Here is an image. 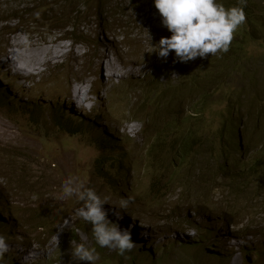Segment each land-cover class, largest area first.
I'll return each instance as SVG.
<instances>
[{
  "label": "rangeland",
  "instance_id": "obj_1",
  "mask_svg": "<svg viewBox=\"0 0 264 264\" xmlns=\"http://www.w3.org/2000/svg\"><path fill=\"white\" fill-rule=\"evenodd\" d=\"M58 2L0 0V206L5 210L0 211V219L11 223L3 229L7 235L14 232L9 243L15 264H81L73 260L71 250L78 244L90 248L95 243L91 226L85 225L86 231L78 226L86 223L75 213L82 205L63 197L61 186L71 178L107 198L108 204L103 206L107 218L134 230L136 246L143 240L155 256L164 255L168 264L192 253H201L206 264H246L240 251L246 241L264 248V192L253 193L250 187L255 186L246 184L244 178H236L232 184L228 177L237 174L244 157L264 151V104L255 105L259 112L255 106L250 110L245 105L239 111L244 93L257 91L258 97L264 93V47L260 46L264 41H254L255 33L254 40L245 38L243 69L224 78L219 86L223 91L211 97L212 111L205 112L198 124V136H202L209 125L212 130H222L228 119L235 122V142L242 149L233 152L234 165L218 155L224 137L208 133L214 140L211 166L223 165L230 170L228 175L215 170L204 174L203 156H199L191 169L179 165L178 175L168 180L161 177L162 163L172 159L171 155L165 157L172 142L171 136H165L176 129L178 116L179 123H188L181 119L190 116V107L197 108L193 104L198 97L185 90L190 85L187 80L181 81L187 76V63L176 61L174 53L165 60L153 52L152 45L171 35L162 26L153 0H111L108 12L100 15L102 23L93 16L96 11H89L88 17L73 20L75 28L64 14L55 16L56 20L50 18L49 6L56 8ZM76 3L72 0L73 6ZM261 7L264 0H253L251 11ZM14 37L22 39L15 46L22 52L21 58L26 47H42L48 56L40 57L39 61H45L36 64L29 75L20 73L25 66L21 58L17 64L22 61V67L12 63L11 69L5 62ZM56 47L58 57L53 53ZM105 53L115 61L116 71L104 66L101 54ZM256 75L258 81L248 79ZM72 85L83 101L80 108L69 106ZM25 103L38 109L37 120H44L38 123L41 127L21 110ZM228 105L236 109L230 113ZM57 113L64 114L63 120L70 119L69 133L50 124L52 116L60 117ZM152 143L159 152L149 153ZM103 145L104 150L99 147ZM103 165L112 173L117 171L110 185L96 177L97 167L102 172ZM155 181L158 193L150 196L148 186ZM121 197L132 198L125 210L117 208ZM260 201L263 210L258 207ZM117 211L119 219L114 214ZM225 213L229 218L237 216L220 231ZM253 231L259 236L248 237ZM196 241L201 244L193 245ZM96 248L104 258H112L113 249L97 244ZM129 253L116 255L112 264L121 259L128 264L132 257H141ZM263 260L248 256L249 264Z\"/></svg>",
  "mask_w": 264,
  "mask_h": 264
},
{
  "label": "trees",
  "instance_id": "obj_2",
  "mask_svg": "<svg viewBox=\"0 0 264 264\" xmlns=\"http://www.w3.org/2000/svg\"><path fill=\"white\" fill-rule=\"evenodd\" d=\"M57 1L59 2L56 3V8H52L49 6L51 10L49 15L50 18L56 20L54 19L55 16H62L64 14L68 19V22H71L72 28H75L77 26V24L74 23L73 20H77L80 17H88L89 11H96L94 15L93 12H91L90 15H93L95 18L100 20V15H102L103 11L107 10V4L111 2V0H77L76 5L73 6L72 0ZM218 2L222 3L225 8H229L235 6L238 0H222ZM252 2L253 0H248L247 2V7L244 9L246 14V23L237 30L236 36L234 37V40L232 41L230 49L227 53L218 56H211V54H208L203 59L196 58L194 60H191L193 62H196L193 65L191 64V61L187 62L185 70H187L188 73L186 78L182 79L181 81L187 80L190 85L185 86V90H190L194 94V96L198 97V103L193 104L197 108L190 107V116L182 117L181 120H185L186 122H188L185 126L179 123V116L178 118H175L177 122V135L175 137L173 136V132L176 129L165 136V138L167 136H171L172 140L170 148L165 154V157L171 155L172 159L169 161H164L162 163V178H165L166 176L168 180L173 179L176 175H178L177 169L179 168V165H186V167H188L187 169H191L196 160V157L199 156H203V162L205 166L204 174L215 170L217 172L221 171L224 177L227 176L228 174H226V172L230 170H227L223 165H219L218 167L211 166V162L213 161L212 149L214 146V140L210 138L208 134L209 132H211L213 136H216V138H218L219 136L224 137L226 142L222 143L221 147L218 149V155L224 161L234 165L235 160L232 158V154L233 152H236V150L240 151L239 145L235 142V138L237 137L235 133H237L238 131L237 128L234 127L235 122L232 119H228V125L223 126L222 130H212L213 126L209 125L207 128V133L203 134L202 136H198V124L204 119L203 115L205 112L209 113L212 111L211 103L213 99L211 97L214 96V92L221 93L223 91V89L219 86L222 82H225L224 78H227L230 73H238L239 70L241 71L243 69V64L245 61H247V57L242 58L243 56L241 55V46H243L245 38L250 37L252 40H254L252 35L255 33L256 37L254 41L262 40V43L264 41V7H261L259 11H251ZM107 12L108 11H106V13ZM260 46L264 47V44H261ZM248 79L258 81V76L256 75L254 77H249ZM254 92H252V94L250 95L248 93H244L246 94V96H241L239 111L244 105L251 110V108L256 104L258 107L261 106L260 104H264V93H262L263 95L261 97H258V94L256 93L257 91ZM25 104H27L26 107L21 108V110L28 115V119L32 121V123L36 122L37 128L41 127L38 123H43L44 120H37L38 116L36 113L38 112V109L34 108L32 103ZM257 106H255V108L258 109L257 111L259 112L260 109ZM233 109L236 108L231 105L227 106L228 112L231 113ZM61 118L62 116H52V120H49L51 121L50 124L57 126L58 129L62 132L69 133L70 130L67 131L68 128L66 126L67 124H69L70 119L66 118L63 120ZM242 124L244 125L243 121ZM228 131L230 134L228 133ZM71 132L73 133V131ZM250 133L253 132H248V134ZM158 142L163 143L165 141L164 139L158 138ZM152 145L153 143L149 145V153H155L156 151L159 152V150H157L154 145ZM150 167L152 171L155 170V166L153 164H151ZM116 172L117 171L112 173L108 167L103 165L102 172L99 170V167H97L96 177H98L105 184L110 185V181L112 178H114V174H116ZM155 172H157V170H155ZM236 173L238 175L233 173L228 177L229 181L232 184L237 181L236 178H244L246 184L255 186L250 187L253 193L264 192V151L259 152L256 157H254L253 155H249L247 158L244 157L242 164L240 165V168ZM148 188V192L150 193L148 195L155 196V193H158V182H151ZM107 190L109 191L108 188ZM118 195L121 196V193ZM161 195H163V193ZM138 199H140L139 195ZM143 199H145V197ZM1 200L2 197H0V201ZM262 202L263 201H260L258 204L260 210H263L261 206ZM0 211H3L1 206ZM223 217H225L223 224H231L233 222L232 220L235 219V217L229 218L226 213L223 214ZM7 222L9 221L7 220ZM195 226L196 228H198V225ZM81 228L84 229L85 227L81 226ZM212 231L210 230L207 232ZM200 234L207 235L208 233L206 234L200 231ZM250 235L253 237H257L258 233L253 231L250 233ZM73 238L74 240L77 239L76 237ZM246 243L248 244L244 245V247H241V252L244 254V261L246 264H249L248 256L251 254H253L255 257L264 259V248H262V246H255L249 241H246ZM199 244H201V242L196 241V243L193 245ZM92 247L96 248V243L93 242L90 248ZM96 250L99 254V259L97 260L98 264H106V262L113 261V258H104L98 248H96ZM142 251L146 254L147 252L151 253L150 249H143ZM198 254L201 253H192L188 257L183 255L185 258L182 256L176 257L178 261L174 264H206L201 261V258L198 256ZM215 255L217 254H213V256ZM149 256L150 258L146 262V264H168L167 259H165L164 255H158L154 257L153 254H150ZM223 258L224 257L219 256L218 259L222 260ZM81 264H88V262L81 261ZM259 264H264V260L259 262Z\"/></svg>",
  "mask_w": 264,
  "mask_h": 264
},
{
  "label": "clouds",
  "instance_id": "obj_3",
  "mask_svg": "<svg viewBox=\"0 0 264 264\" xmlns=\"http://www.w3.org/2000/svg\"><path fill=\"white\" fill-rule=\"evenodd\" d=\"M247 2L248 0H238L235 6L225 8L217 0H153L154 7L161 17L162 26L171 33L169 37H161L157 44L152 45L154 47L153 52L165 60L170 53H174L176 61L182 63H187L196 58L203 59L208 54L218 56L227 53L234 40V34L246 23L244 9L247 7ZM102 22L100 17L97 23ZM149 38L151 39L150 36ZM56 110L60 112V107L58 106ZM59 115L64 116L62 113ZM99 147L103 149L104 145ZM239 147L242 149L241 143H239ZM61 187L65 199H75L82 205L75 210V213L88 224L80 222L78 224L80 229L86 231V228L83 229L81 226H91L95 243L99 247L113 249L110 252L113 259L116 255L123 257L126 253L135 252L141 256L140 259L134 256L128 264H146L150 254L155 257L152 247H146L143 240L138 243L140 245L136 246L134 230H127L119 222L107 218V212L103 207L108 204L107 198L102 199L94 190L86 187L83 182L75 178L67 179ZM131 203V197H121L117 208L125 210ZM3 211L5 212V210ZM114 214L118 219L120 218L119 211ZM7 220L9 221V219H5L3 222L0 219V264H15L9 243L14 232L10 231L7 235L3 229V226L10 227L11 223ZM224 227L225 224L221 223L220 231H224ZM214 229H218V227ZM248 237L253 236L249 234ZM21 246L26 248L23 244ZM143 249H150L151 253L147 252L146 254L142 251ZM71 256L75 261H85L88 264H96L99 259L96 248H89L84 244H78L73 248ZM198 256L202 258L200 254ZM21 261L25 262L24 259ZM106 263L112 264V262ZM119 264H124L122 259Z\"/></svg>",
  "mask_w": 264,
  "mask_h": 264
},
{
  "label": "bare ground",
  "instance_id": "obj_4",
  "mask_svg": "<svg viewBox=\"0 0 264 264\" xmlns=\"http://www.w3.org/2000/svg\"><path fill=\"white\" fill-rule=\"evenodd\" d=\"M18 37V36H17ZM17 37H14V39L13 40H11L10 42H11V50L9 51H7V53L5 54V62L7 63L8 62V65H9V68H11L12 69V63H18V62H20V61H18L19 60V58H21L22 57V52H18L17 51V49L15 48V46L16 45H18V44H21V42H22V39H18ZM12 39V38H11ZM57 40V39H56ZM60 42V41H59ZM23 44V43H22ZM27 44V43H26ZM29 44V43H28ZM65 44V43H64ZM63 44V45H64ZM25 45V44H24ZM31 45V44H30ZM33 45H35V44H33ZM57 45V44H56ZM22 46V45H21ZM26 46V45H25ZM20 47V46H19ZM50 47H52V46H50ZM67 47V46H66ZM62 48V47H61ZM48 49V48H47ZM50 49V48H49ZM59 49H60V47H59ZM64 49V48H63ZM78 49V48H77ZM54 50V49H53ZM58 49H57V47H56V49L53 51V53H54V55H56L57 57L59 56V53H58V51H57ZM66 50V49H65ZM64 50V51H65ZM71 50V49H70ZM63 51V50H62ZM62 51H60V52H62ZM78 51V50H77ZM48 52V51H47ZM23 53H24V58H21V60L23 61V63L25 64V66H23V70L24 71H20V73H22L23 74V72L25 73V74H27V75H29V74H31V70H33V69H35V65L36 64H38V63H42L43 64V62L45 61L44 59L42 60V61H39V59H40V57H42V58H45L46 59V57H48V56H46V54H45V49L44 48H42V47H39V48H28V47H26V48H24L23 49ZM49 53V52H48ZM70 54H71V52H70ZM75 55H77V54H75ZM51 57H53V56H51ZM14 58V59H13ZM56 59V58H55ZM22 61H21V64H22ZM98 61V60H97ZM101 61L105 64L104 66L105 67H107V68H109V69H115L114 67H115V65H116V63H115V61L109 56V54L107 53H105V54H101ZM48 62V61H47ZM47 62H45V64L47 63ZM101 62V63H102ZM98 63V62H97ZM20 64V63H19ZM18 65L17 64V66H21L22 67V65ZM99 64V63H98ZM7 65V64H6ZM40 65V64H39ZM129 65H130V63H129ZM99 66V65H98ZM94 67V66H93ZM117 68V67H116ZM16 69V68H15ZM20 70V69H19ZM38 70V69H37ZM111 70H110V72H111ZM124 70V69H123ZM31 71V72H30ZM35 71V70H34ZM91 71V70H90ZM115 71H116V69H115ZM114 71V72H115ZM125 72V71H124ZM130 72V71H129ZM118 73V72H117ZM121 73V72H120ZM130 73H132V72H130ZM24 74V75H25ZM112 74H116V73H112ZM111 74V75H112ZM124 74V73H123ZM34 75V74H33ZM117 75V74H116ZM85 82V81H84ZM82 87H84V86H82ZM71 89V88H70ZM85 90V89H84ZM84 92V91H83ZM78 94H79V91H78V88L77 87H75V85H72V94H71V97H69L70 98V103H69V106L71 107V108H73V109H76V108H80V107H82V103H83V101H82V99L80 98V96H78ZM67 96H66V98L68 97V93L66 94ZM80 95H82V94H80ZM82 97H84V95L82 96ZM68 100V99H67Z\"/></svg>",
  "mask_w": 264,
  "mask_h": 264
}]
</instances>
